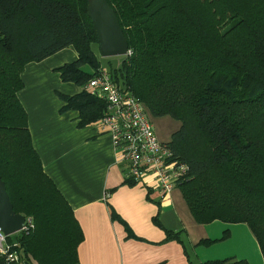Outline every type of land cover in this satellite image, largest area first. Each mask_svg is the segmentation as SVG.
<instances>
[{"label": "trees", "instance_id": "trees-1", "mask_svg": "<svg viewBox=\"0 0 264 264\" xmlns=\"http://www.w3.org/2000/svg\"><path fill=\"white\" fill-rule=\"evenodd\" d=\"M107 1L130 49L107 68L109 76L143 101L150 118L168 113L178 120L167 144L188 165L175 186L193 220L248 224L264 262V0ZM86 5L0 0V179L14 211L33 220L15 239L36 264H79L83 231L42 167L16 90L24 85L26 61L72 45L77 56L56 69L78 89L56 92L63 101L59 111L75 109L77 125L103 115L107 102L83 88L101 68ZM165 231V240H180L181 230ZM213 240L199 237L196 244ZM200 264L248 263L224 258Z\"/></svg>", "mask_w": 264, "mask_h": 264}, {"label": "crops", "instance_id": "crops-1", "mask_svg": "<svg viewBox=\"0 0 264 264\" xmlns=\"http://www.w3.org/2000/svg\"><path fill=\"white\" fill-rule=\"evenodd\" d=\"M76 56L72 45H64L45 58L26 61L20 72L24 85L16 92L42 167L73 208L83 231L76 248L79 264H200L212 260V256L201 259L195 245L199 237L208 235L209 224L215 220L194 221L179 187L161 194L146 183L150 177L142 182L130 177L108 130L94 122L77 125L75 109L59 111L63 101L56 92L73 94L78 85L59 78L56 68ZM231 224L225 227L230 230ZM165 229L181 230L180 240H165ZM18 264L36 263L25 259Z\"/></svg>", "mask_w": 264, "mask_h": 264}, {"label": "built area", "instance_id": "built-area-1", "mask_svg": "<svg viewBox=\"0 0 264 264\" xmlns=\"http://www.w3.org/2000/svg\"><path fill=\"white\" fill-rule=\"evenodd\" d=\"M127 50L129 53L130 49ZM114 81L107 68L101 66L83 84L84 89L107 102L103 115L94 123L101 130H108L112 147L118 159L127 165L130 177L142 182L148 176L149 187L161 194L169 193L185 176L188 165L174 158L167 141L157 137L143 101L134 96L132 90L121 88ZM32 224L30 216H24L17 232L27 231ZM22 250L15 238L10 239L9 233L0 231V264H18L25 260Z\"/></svg>", "mask_w": 264, "mask_h": 264}, {"label": "rangeland", "instance_id": "rangeland-1", "mask_svg": "<svg viewBox=\"0 0 264 264\" xmlns=\"http://www.w3.org/2000/svg\"><path fill=\"white\" fill-rule=\"evenodd\" d=\"M92 49L97 55V59L101 66L108 68L110 65H116L117 61L123 55L113 54L105 56L98 51L95 43L92 44ZM85 68L88 66L85 65ZM152 125L155 128V133L162 141H167L170 138V132L179 127V122L171 116V114L154 115L150 118ZM220 220H215L209 224L208 235L205 237H214V240L210 244L204 245L197 243L195 246L199 251L198 255L201 259H244L248 264H263L261 258L260 249L257 247L256 239L250 231L248 224L244 222H234L230 225V230L227 236H222V230L226 226ZM10 234V239L16 238L17 231ZM191 254H195L194 251L190 250Z\"/></svg>", "mask_w": 264, "mask_h": 264}, {"label": "water", "instance_id": "water-1", "mask_svg": "<svg viewBox=\"0 0 264 264\" xmlns=\"http://www.w3.org/2000/svg\"><path fill=\"white\" fill-rule=\"evenodd\" d=\"M86 13L90 16L96 38H98V51L105 56L126 55L128 41L108 1L87 0ZM5 186V182L0 179V231L13 233L24 222V216L22 213H16L11 207Z\"/></svg>", "mask_w": 264, "mask_h": 264}, {"label": "bare ground", "instance_id": "bare-ground-1", "mask_svg": "<svg viewBox=\"0 0 264 264\" xmlns=\"http://www.w3.org/2000/svg\"><path fill=\"white\" fill-rule=\"evenodd\" d=\"M128 48V47H127ZM127 54V53H126Z\"/></svg>", "mask_w": 264, "mask_h": 264}]
</instances>
